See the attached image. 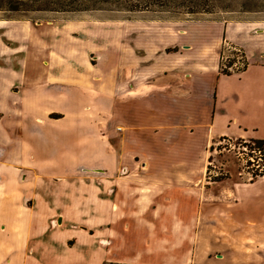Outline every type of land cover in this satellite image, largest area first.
<instances>
[{"label": "crops", "instance_id": "1", "mask_svg": "<svg viewBox=\"0 0 264 264\" xmlns=\"http://www.w3.org/2000/svg\"><path fill=\"white\" fill-rule=\"evenodd\" d=\"M40 32L36 40L47 37ZM151 36L119 82L110 61L103 78L58 58L51 67L0 62V177L10 178L8 189L19 184V166L64 187L62 179L77 165L66 155L80 154L82 138L76 126L69 131L64 122L54 127L45 120L65 106L109 113L119 107L128 150L148 159L146 166L128 165V179H116L109 193L67 181L57 206L46 202L44 226H33L26 209L0 211V264H264V175L215 195L203 182L202 163L214 137L264 140V29L200 22L188 23L180 35ZM224 40L244 49L250 60L244 72L220 70ZM165 42L180 47L158 54ZM67 50L69 63L74 57ZM87 79L95 85L84 84ZM95 79L104 81L98 86ZM92 131L89 138L98 133ZM10 197L15 205L17 196Z\"/></svg>", "mask_w": 264, "mask_h": 264}, {"label": "rangeland", "instance_id": "2", "mask_svg": "<svg viewBox=\"0 0 264 264\" xmlns=\"http://www.w3.org/2000/svg\"><path fill=\"white\" fill-rule=\"evenodd\" d=\"M200 22L236 25L239 29L248 28L251 32L264 29V0H0V62L10 59L17 68H23L25 61L26 64L31 61L33 65L46 67L49 64L51 67L54 66L55 58H58L63 60L60 62L67 61L66 67L81 70L88 68L90 73L92 71L98 74L94 75L103 78L106 73L105 63L110 61L112 72L117 75L119 82L122 69L127 66L133 69L136 66V57L144 53L143 45H148L153 31L163 33L170 30L180 35L188 23ZM55 28L56 31L69 28V32L53 36L51 33ZM31 31L34 36L29 38L28 32ZM40 31L47 37L36 40L42 34ZM45 31H49L48 34ZM161 36V41H165L167 37ZM173 44L165 42L157 49V53L170 52L180 47ZM26 46L27 54L23 52ZM63 49H69L67 51L70 53L72 50L74 58L69 63V53L67 55ZM95 80L98 81L97 85L104 81ZM94 82L87 79L84 84L92 86ZM84 97L87 99L88 95ZM84 97L80 98L81 103L87 101ZM84 106L81 109L68 106L58 108L63 112L51 113L45 120V124L48 122L54 127L64 122L69 131L76 126L80 132L78 137L82 138L78 141V144L84 146L81 152L79 150L80 154L69 152L66 155L77 160V165L70 177L62 179L65 181L64 187H58L53 177H43L34 168L19 166L21 168L16 169L15 176L19 183L16 189L5 187L9 177H0L1 215H7L8 211H13L10 210L13 207L16 213L26 209L31 212L33 226H44L48 214L46 202L56 207L58 191L69 189L67 181H77L82 190L93 185L109 193L107 186L113 185L116 179H128V165L137 164L142 167L148 164L147 158L135 157L130 152L131 147L128 150L123 135L125 129L119 122V107L109 113L103 107L99 110L97 107L88 108L86 104ZM62 117L63 120H55ZM19 127L22 128V125ZM90 129L93 135L98 132L93 136L96 138H89ZM207 150L208 156L202 162L205 168L203 182L212 188L211 192L215 195L221 194L223 187L255 179L260 169L264 168V143L254 139L214 137ZM36 163L38 161L31 162L32 165ZM92 164L94 166H89ZM17 165L20 164L17 162ZM26 182L30 184L24 189L21 185ZM9 195L18 197L15 198V205L12 204L13 197L8 198ZM43 212L46 216L42 215ZM56 222L61 224L62 219ZM145 255L148 256V252Z\"/></svg>", "mask_w": 264, "mask_h": 264}, {"label": "built area", "instance_id": "3", "mask_svg": "<svg viewBox=\"0 0 264 264\" xmlns=\"http://www.w3.org/2000/svg\"><path fill=\"white\" fill-rule=\"evenodd\" d=\"M234 50V51H232ZM250 65L245 51L227 40H224L220 53V70L224 73H242ZM264 168L260 169L258 176L264 175Z\"/></svg>", "mask_w": 264, "mask_h": 264}, {"label": "trees", "instance_id": "4", "mask_svg": "<svg viewBox=\"0 0 264 264\" xmlns=\"http://www.w3.org/2000/svg\"><path fill=\"white\" fill-rule=\"evenodd\" d=\"M174 50H176V48L174 49ZM173 51V50H172ZM169 52V51H168ZM256 141H258V142H260V143H264V140H256ZM122 264H131V263H122Z\"/></svg>", "mask_w": 264, "mask_h": 264}, {"label": "water", "instance_id": "5", "mask_svg": "<svg viewBox=\"0 0 264 264\" xmlns=\"http://www.w3.org/2000/svg\"><path fill=\"white\" fill-rule=\"evenodd\" d=\"M187 47V46H186ZM59 222H61V219H59Z\"/></svg>", "mask_w": 264, "mask_h": 264}]
</instances>
